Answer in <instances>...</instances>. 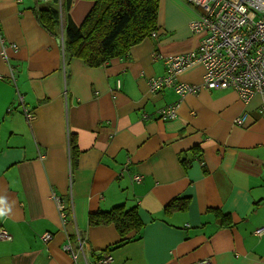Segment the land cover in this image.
<instances>
[{
    "label": "crops",
    "instance_id": "crops-1",
    "mask_svg": "<svg viewBox=\"0 0 264 264\" xmlns=\"http://www.w3.org/2000/svg\"><path fill=\"white\" fill-rule=\"evenodd\" d=\"M50 1L0 0V38L16 46L7 60L0 50V229L11 236L0 240V264H74L63 246L79 237L96 264L120 236L88 216L114 205L136 208L142 227L109 264H264V229L254 234L264 228L259 97L204 88L201 63L173 86L147 85L165 76L164 56L198 46L189 26L198 10L158 0L154 36L89 67L64 52L61 26L52 37L37 22L34 5ZM90 7L73 0L70 18L79 25ZM182 84L193 90L178 93Z\"/></svg>",
    "mask_w": 264,
    "mask_h": 264
},
{
    "label": "built area",
    "instance_id": "built-area-1",
    "mask_svg": "<svg viewBox=\"0 0 264 264\" xmlns=\"http://www.w3.org/2000/svg\"><path fill=\"white\" fill-rule=\"evenodd\" d=\"M198 10V19L191 23L190 30L200 35L198 46L192 51L163 57L165 76L151 77L147 80L149 91L155 92L163 86H173L176 74L192 65H204L202 86L206 89L235 90L244 101L252 96H258L260 117L264 119V0H184ZM151 32L150 36H154ZM16 49L14 44H6L0 38V50L3 59H6L5 50ZM7 60V59H6ZM196 87H194L195 89ZM182 94L193 90L185 84L177 87ZM21 99V97H19ZM161 116L173 115V109ZM28 120H32V112L24 110ZM244 117L235 118L234 123L242 125ZM57 210L63 212L66 205L56 196L52 197ZM62 224H65V215L61 214ZM264 228L254 231L259 235ZM10 234L0 229V240H10ZM42 241L47 242L52 237L49 232L43 233ZM63 249L68 251L74 264L79 259L88 264L89 255L86 254L84 242L78 238L77 246L67 242ZM111 251L103 252L95 260L96 264H109L112 260ZM209 260H202L196 264H208Z\"/></svg>",
    "mask_w": 264,
    "mask_h": 264
},
{
    "label": "trees",
    "instance_id": "trees-1",
    "mask_svg": "<svg viewBox=\"0 0 264 264\" xmlns=\"http://www.w3.org/2000/svg\"><path fill=\"white\" fill-rule=\"evenodd\" d=\"M72 1L51 0L45 6L35 4L34 16L52 37L59 36L61 26L64 52L72 58L82 59L89 67L125 57L131 47L157 29L158 0H88L91 7L79 25L70 18ZM69 142L72 155L77 156L79 151L75 140L72 138ZM139 219L136 208H125L123 205H114L108 210L90 214V225H112L120 236L118 241L94 256L98 258L103 252L113 251L131 241L126 235L132 230L137 231V234L141 232L142 223Z\"/></svg>",
    "mask_w": 264,
    "mask_h": 264
},
{
    "label": "rangeland",
    "instance_id": "rangeland-1",
    "mask_svg": "<svg viewBox=\"0 0 264 264\" xmlns=\"http://www.w3.org/2000/svg\"><path fill=\"white\" fill-rule=\"evenodd\" d=\"M49 4H50V2H49ZM49 4H44V5H42V6H45V5H49ZM91 260V259H90ZM89 260V261H90ZM78 261V264H83V261H81V259H79V260H77ZM91 262V261H90Z\"/></svg>",
    "mask_w": 264,
    "mask_h": 264
}]
</instances>
